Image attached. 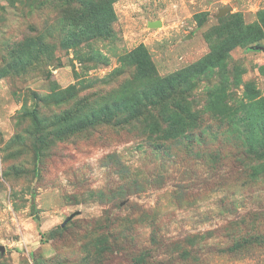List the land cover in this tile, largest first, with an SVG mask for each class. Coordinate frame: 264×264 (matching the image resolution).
I'll return each instance as SVG.
<instances>
[{
	"label": "rangeland",
	"instance_id": "obj_1",
	"mask_svg": "<svg viewBox=\"0 0 264 264\" xmlns=\"http://www.w3.org/2000/svg\"><path fill=\"white\" fill-rule=\"evenodd\" d=\"M65 4L0 0V264H264V175L208 106L224 78L234 105L245 83L264 97V0H117L112 33L81 44L82 59L65 44ZM227 6L261 39L181 102L190 137L89 117L130 86L131 50L144 45L160 76L182 70L211 52Z\"/></svg>",
	"mask_w": 264,
	"mask_h": 264
},
{
	"label": "trees",
	"instance_id": "obj_2",
	"mask_svg": "<svg viewBox=\"0 0 264 264\" xmlns=\"http://www.w3.org/2000/svg\"><path fill=\"white\" fill-rule=\"evenodd\" d=\"M63 1L66 4L60 11V17H64V26L67 31L69 30L68 34H64L65 44L67 47H76V54L82 59L80 55L82 47H79L81 44L108 37L112 33L109 22L115 19L113 4L117 0ZM262 16L264 17V11L260 13V17ZM218 21L219 26L206 34V38L212 43L211 52L172 74L159 75L144 45L131 50L126 58L135 64L136 73L130 81V86L116 95L115 92L112 93L110 96H114L107 98V103L100 110L93 109L88 112L89 117L100 121V116L104 115L112 118L113 122L107 118L102 120L116 127L145 121L146 130L150 129L157 137L165 139L190 137L186 133L196 125L197 119L188 109L185 110L186 107L181 102H185L186 96H190L198 87L200 76L223 65L233 48L253 44L261 39L262 29L259 25L245 24L239 14L221 17ZM200 22L202 24L205 20L200 19ZM34 44L37 43H28L26 46L31 48ZM31 49L25 51L29 53ZM32 51L34 54H42L48 50L45 51L37 44ZM45 56L47 58V55ZM7 59L8 57H4L5 62ZM245 87V96L241 98L242 100H235L237 105H234L228 100L227 81L225 78L221 79L217 85H213L208 106L215 119L221 125L229 126L230 133L243 143L246 157L256 162L252 165L253 175L259 177L264 175V97H255V94L253 96L255 89L250 83H245ZM120 113H127V116L119 118ZM78 120L84 126L78 128L77 123L70 122V130L76 131L85 127V119L80 117ZM35 122L38 123L35 125L36 129L42 130L39 126L40 121ZM32 206L35 208L34 203Z\"/></svg>",
	"mask_w": 264,
	"mask_h": 264
},
{
	"label": "water",
	"instance_id": "obj_3",
	"mask_svg": "<svg viewBox=\"0 0 264 264\" xmlns=\"http://www.w3.org/2000/svg\"><path fill=\"white\" fill-rule=\"evenodd\" d=\"M229 9H230L229 6L225 7L224 9H221V10L219 11L217 17L220 18V17L225 16V15L228 13ZM158 25H159V23L156 22V21L150 23V26H152V27H157ZM253 48H264V47H263V46L261 47V46H258V45L256 46V45H255ZM65 224H66V223H65ZM65 224H63V226H65ZM0 250L4 251V250H5L4 246H0Z\"/></svg>",
	"mask_w": 264,
	"mask_h": 264
}]
</instances>
